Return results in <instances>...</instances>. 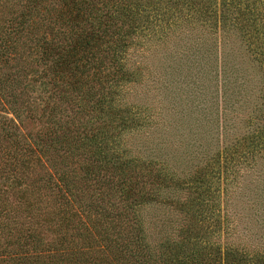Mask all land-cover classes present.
<instances>
[{
  "label": "trees",
  "instance_id": "1",
  "mask_svg": "<svg viewBox=\"0 0 264 264\" xmlns=\"http://www.w3.org/2000/svg\"><path fill=\"white\" fill-rule=\"evenodd\" d=\"M217 29L236 30L264 66V0H0V264H264V243L230 239L246 197L264 240V187L252 197L240 179L241 168L264 179L252 169L264 160V128L189 178L127 155L118 141L141 124L120 102L141 76L125 59L135 37L165 47L194 31L186 48L214 52L205 31ZM152 202L181 213L161 222L155 243L137 212Z\"/></svg>",
  "mask_w": 264,
  "mask_h": 264
},
{
  "label": "rangeland",
  "instance_id": "2",
  "mask_svg": "<svg viewBox=\"0 0 264 264\" xmlns=\"http://www.w3.org/2000/svg\"><path fill=\"white\" fill-rule=\"evenodd\" d=\"M205 33L215 41L214 52H190L187 38L193 37L194 31L185 30L165 47L148 37H135L125 57L134 67H140L141 76L122 88L120 102L134 109L141 124L124 130L118 137L119 145L127 155L158 162L179 178H189L235 140L264 128V66L253 59L236 30ZM161 71L166 73L165 83ZM36 128L37 124L29 120L23 123L24 131L34 132ZM258 168L264 170V160L252 169ZM249 173L248 168L240 169L241 187L253 197L254 191L264 187V179L251 178ZM222 179L223 172L220 189L226 186ZM225 195L221 190L222 205ZM161 196L183 200L185 192L163 190ZM245 198L237 202L236 230L230 239L259 247L264 243L258 238L263 229L249 219L258 210ZM137 212L153 243L161 222L175 223L181 217L172 205L160 202L143 204Z\"/></svg>",
  "mask_w": 264,
  "mask_h": 264
}]
</instances>
